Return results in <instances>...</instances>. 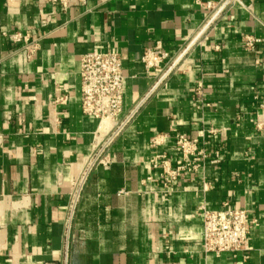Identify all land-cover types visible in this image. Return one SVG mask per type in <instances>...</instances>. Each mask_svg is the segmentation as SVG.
Instances as JSON below:
<instances>
[{
    "label": "crops",
    "instance_id": "crops-1",
    "mask_svg": "<svg viewBox=\"0 0 264 264\" xmlns=\"http://www.w3.org/2000/svg\"><path fill=\"white\" fill-rule=\"evenodd\" d=\"M221 1L0 0V264H264V0ZM144 48L180 56L158 83ZM108 50L107 121L81 112L79 68ZM201 132L202 166L164 183L154 155ZM202 205L256 219L247 248L204 254Z\"/></svg>",
    "mask_w": 264,
    "mask_h": 264
},
{
    "label": "built area",
    "instance_id": "built-area-1",
    "mask_svg": "<svg viewBox=\"0 0 264 264\" xmlns=\"http://www.w3.org/2000/svg\"><path fill=\"white\" fill-rule=\"evenodd\" d=\"M229 0H222L217 9ZM212 4H207L211 7ZM14 42H23L27 58H31L37 50L36 40L27 35L14 33ZM261 40L253 36L244 37V46L252 49ZM167 51L154 48H144L140 62L145 70H159L157 83L165 78L180 58L169 60ZM80 107L81 112L88 117L99 120H113L122 108L123 81L122 63L117 52L91 51L80 56ZM156 83V84H157ZM58 103L66 101V95L56 99ZM119 127V126H117ZM121 126L119 127V129ZM212 132V131H210ZM204 132L197 137L189 138L183 133L174 134V145L177 156L168 157L165 153H156L152 159V167L159 172L164 183L175 181L184 173H194L207 158L208 154L198 143L203 139ZM165 135L153 136L150 140L152 148L160 145ZM202 221V238L200 242L204 254H220L223 252L235 255L245 250L251 231L258 225L256 219L248 218L243 209H214L204 205L200 208Z\"/></svg>",
    "mask_w": 264,
    "mask_h": 264
},
{
    "label": "bare ground",
    "instance_id": "bare-ground-1",
    "mask_svg": "<svg viewBox=\"0 0 264 264\" xmlns=\"http://www.w3.org/2000/svg\"><path fill=\"white\" fill-rule=\"evenodd\" d=\"M104 120H107L108 121L109 119H104Z\"/></svg>",
    "mask_w": 264,
    "mask_h": 264
}]
</instances>
